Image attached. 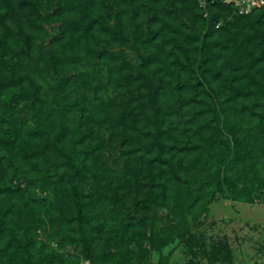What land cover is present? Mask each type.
<instances>
[{
	"label": "trees",
	"instance_id": "1",
	"mask_svg": "<svg viewBox=\"0 0 264 264\" xmlns=\"http://www.w3.org/2000/svg\"><path fill=\"white\" fill-rule=\"evenodd\" d=\"M217 196L264 200V5L0 0V264H229Z\"/></svg>",
	"mask_w": 264,
	"mask_h": 264
},
{
	"label": "rangeland",
	"instance_id": "2",
	"mask_svg": "<svg viewBox=\"0 0 264 264\" xmlns=\"http://www.w3.org/2000/svg\"><path fill=\"white\" fill-rule=\"evenodd\" d=\"M190 231L199 239L197 244L205 251H210L211 242L225 239L231 248L229 264H264V200L253 204L224 199L217 196L208 206V212L202 223L195 224L189 220ZM42 239V235L38 236ZM170 244L166 251L171 250L168 264H189L194 248L188 249L183 241L173 249ZM196 261L202 263L200 254ZM153 261L157 260L153 254ZM215 264H228L216 262Z\"/></svg>",
	"mask_w": 264,
	"mask_h": 264
},
{
	"label": "built area",
	"instance_id": "3",
	"mask_svg": "<svg viewBox=\"0 0 264 264\" xmlns=\"http://www.w3.org/2000/svg\"><path fill=\"white\" fill-rule=\"evenodd\" d=\"M225 3H230L239 14L249 13L254 8H259L264 5V0H224ZM80 264H91L89 260H83Z\"/></svg>",
	"mask_w": 264,
	"mask_h": 264
}]
</instances>
